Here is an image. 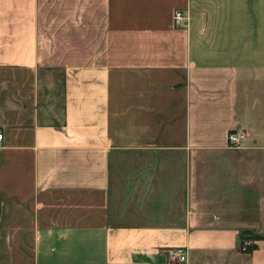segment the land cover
Listing matches in <instances>:
<instances>
[{
    "label": "crops",
    "instance_id": "1",
    "mask_svg": "<svg viewBox=\"0 0 264 264\" xmlns=\"http://www.w3.org/2000/svg\"><path fill=\"white\" fill-rule=\"evenodd\" d=\"M4 68L0 264H264V0H0Z\"/></svg>",
    "mask_w": 264,
    "mask_h": 264
},
{
    "label": "rangeland",
    "instance_id": "2",
    "mask_svg": "<svg viewBox=\"0 0 264 264\" xmlns=\"http://www.w3.org/2000/svg\"><path fill=\"white\" fill-rule=\"evenodd\" d=\"M20 71L16 70V69H9V68H4V69H0V81H2V79L4 80H8V82H6V89H4L5 93L2 95V97H7V98H13L14 100H16L19 95H18V88L22 86V82L24 81V75L21 74L23 79H20V74H18ZM18 77V78H17ZM27 81V80H26ZM25 81V82H26ZM23 82V83H25ZM24 96L21 95V98H23ZM26 100V99H25ZM117 165L115 166L116 169L120 170L121 175L119 176L118 179L123 178L124 180H129V173L127 171H125L130 165H131V159L134 161L132 162L133 164L138 163V162H144L145 157L141 156V155H133L130 154L127 151H121L118 155H117ZM254 240L252 238H246V240H244V242H247V245H252V241Z\"/></svg>",
    "mask_w": 264,
    "mask_h": 264
},
{
    "label": "built area",
    "instance_id": "3",
    "mask_svg": "<svg viewBox=\"0 0 264 264\" xmlns=\"http://www.w3.org/2000/svg\"><path fill=\"white\" fill-rule=\"evenodd\" d=\"M172 18L175 26H181L185 20V16L183 15V12L178 9L173 11ZM242 138H243V134L236 131H229L226 136L227 143L231 147H236ZM1 139H2V134L0 133V140ZM247 244H248L247 242H243L241 245H239V249L241 251L247 250V246H248ZM165 252L169 259L175 260L178 264H185L187 258L184 248L180 246L171 247V248H167Z\"/></svg>",
    "mask_w": 264,
    "mask_h": 264
},
{
    "label": "trees",
    "instance_id": "4",
    "mask_svg": "<svg viewBox=\"0 0 264 264\" xmlns=\"http://www.w3.org/2000/svg\"><path fill=\"white\" fill-rule=\"evenodd\" d=\"M246 238H247V237L240 236V239H239V245H241V244L244 242V240H246ZM253 247H254V245H250V246L248 245V246H247V250H248V249H251V248H253Z\"/></svg>",
    "mask_w": 264,
    "mask_h": 264
}]
</instances>
